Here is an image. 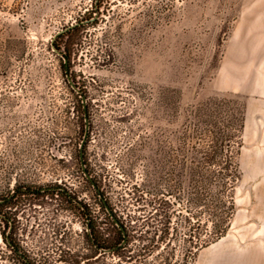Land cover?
Segmentation results:
<instances>
[{
	"label": "rangeland",
	"instance_id": "obj_1",
	"mask_svg": "<svg viewBox=\"0 0 264 264\" xmlns=\"http://www.w3.org/2000/svg\"><path fill=\"white\" fill-rule=\"evenodd\" d=\"M210 99L244 107L241 175L228 233L196 264L213 247L207 264H264V0H0V264H133L92 236L120 239L109 209L131 232L167 207L177 223L183 133Z\"/></svg>",
	"mask_w": 264,
	"mask_h": 264
},
{
	"label": "trees",
	"instance_id": "obj_2",
	"mask_svg": "<svg viewBox=\"0 0 264 264\" xmlns=\"http://www.w3.org/2000/svg\"><path fill=\"white\" fill-rule=\"evenodd\" d=\"M221 101L210 99L199 105L194 110L195 117L186 123L183 144L190 139L194 146L190 153H182L183 171L190 158V190L188 206L183 205L177 223H173L169 207L163 210L157 225L144 229L149 222L143 223V228L132 232L111 215L121 229L120 239L110 246L114 249L111 253L122 259L130 258L133 264H196L201 248L228 233L236 212L233 193L241 175L237 156L245 111L244 107L222 101L228 107L222 116ZM92 238L99 250H106L107 246L97 240L95 233ZM125 239L126 243L121 246Z\"/></svg>",
	"mask_w": 264,
	"mask_h": 264
},
{
	"label": "flooded vegetation",
	"instance_id": "obj_3",
	"mask_svg": "<svg viewBox=\"0 0 264 264\" xmlns=\"http://www.w3.org/2000/svg\"><path fill=\"white\" fill-rule=\"evenodd\" d=\"M85 91H84V89H83V91L81 90V93H80V97L82 98V117H83V120H84V137H83V140L85 139V135H86V132H87V124L89 123V129H88V135H89V130H90V124H91V119H90V115H89V109H88V106H87V96L85 95V93H84ZM83 96H85V98H86V101L83 99ZM92 100V99H91ZM91 102V101H90ZM90 106V105H89ZM81 113V112H80ZM88 135H87V138H88ZM87 138H86V142H87ZM82 140V141H83ZM86 145V144H85ZM79 158H80V155H79ZM81 162V161H80ZM81 168H82V166H81ZM82 172H83V174H84V177L86 178V180L88 181V182H90L91 183V185L92 186H94L93 185V182L92 181H90L87 177H86V175H85V173H84V170L82 169ZM94 182L96 183V180H94ZM95 189H96V187H94ZM52 190H56L57 191V195H60V192L61 191H64L65 192V196H66V198H68L69 200H70V205H73V204H77V205H79L78 206V210H79V213L81 212V210L85 213V215L89 218V220H88V227H90V225H91V221H90V209L89 208H86V206H85V204H82V203H80V202H77L76 200H77V198H76V193H74L72 190H70V189H61L60 187H56V189L53 187L52 188ZM80 206H81V208H80Z\"/></svg>",
	"mask_w": 264,
	"mask_h": 264
},
{
	"label": "water",
	"instance_id": "obj_4",
	"mask_svg": "<svg viewBox=\"0 0 264 264\" xmlns=\"http://www.w3.org/2000/svg\"><path fill=\"white\" fill-rule=\"evenodd\" d=\"M69 81H70V84L72 86V88L77 92V93H81V90L80 88L76 85V83L71 79V77L69 76ZM83 99L86 101V98L85 96H83ZM88 129H89V123L87 124V132H86V135H85V139L82 141V144H81V147H80V161H81V166H82V169L84 170V173L86 175V177L93 182V185L94 187H96V189L98 190L97 188V185L96 183L94 182V179L92 177V175L89 173L88 169H87V164H86V160H85V144H86V138H87V135H88ZM99 191V190H98ZM104 202H106L104 200ZM108 207V206H107ZM109 209V208H108ZM109 212L111 213V215L113 216L112 212L110 211L109 209ZM114 217V216H113ZM115 219V218H114ZM116 220V219H115ZM117 221V220H116ZM117 224L120 226L119 222H117ZM123 229V228H122ZM124 231V229H123ZM124 234L126 235L125 231H124ZM9 243H11L9 241ZM126 243V239L122 242L121 246L124 245ZM117 249V248H115ZM114 249H107L105 250L106 252H112Z\"/></svg>",
	"mask_w": 264,
	"mask_h": 264
},
{
	"label": "bare ground",
	"instance_id": "obj_5",
	"mask_svg": "<svg viewBox=\"0 0 264 264\" xmlns=\"http://www.w3.org/2000/svg\"><path fill=\"white\" fill-rule=\"evenodd\" d=\"M250 127V126H249ZM248 136V135H247ZM264 210V207H263ZM215 247H213L212 249H209L207 251H205V253L202 255V257L200 258V261L198 264H207V258H209L211 256V254L214 252ZM211 259L213 260H217L216 258H214L213 256L211 257Z\"/></svg>",
	"mask_w": 264,
	"mask_h": 264
}]
</instances>
